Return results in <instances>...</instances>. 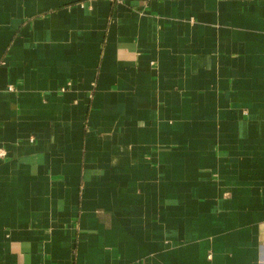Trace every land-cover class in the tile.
I'll return each mask as SVG.
<instances>
[{"label":"crops","instance_id":"obj_1","mask_svg":"<svg viewBox=\"0 0 264 264\" xmlns=\"http://www.w3.org/2000/svg\"><path fill=\"white\" fill-rule=\"evenodd\" d=\"M0 264H264V0H0Z\"/></svg>","mask_w":264,"mask_h":264},{"label":"built area","instance_id":"obj_2","mask_svg":"<svg viewBox=\"0 0 264 264\" xmlns=\"http://www.w3.org/2000/svg\"><path fill=\"white\" fill-rule=\"evenodd\" d=\"M4 156V152L0 150V157Z\"/></svg>","mask_w":264,"mask_h":264}]
</instances>
